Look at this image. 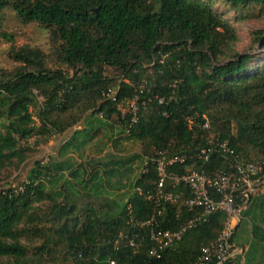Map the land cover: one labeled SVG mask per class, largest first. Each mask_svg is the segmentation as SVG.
<instances>
[{"label": "trees", "instance_id": "1", "mask_svg": "<svg viewBox=\"0 0 264 264\" xmlns=\"http://www.w3.org/2000/svg\"><path fill=\"white\" fill-rule=\"evenodd\" d=\"M220 1L230 12L260 7L264 13V0ZM5 9L21 24L47 32V53L38 47H12V34L2 31ZM262 34L256 31L255 40ZM235 38L210 0H0V39L10 44L6 57L17 65L0 70V169L24 162L31 150L20 143L33 138L31 144L37 146L42 137L63 134L87 113L104 120L115 117L121 132L149 151L126 199L106 211L78 201L75 193L79 187L96 196L113 168L101 174L90 171L87 179L74 170L71 176L78 178L64 180L62 194L53 191V185L64 166L35 161L17 188L0 190V264H52L61 250L71 264H192L221 230L222 213L186 231L158 259L147 254L148 230L135 231L128 220L143 221L153 212V204L135 191L154 188L153 158L185 155L184 163L167 167L175 174L227 170L218 154L211 153L207 162L197 156L198 149L218 138L227 141L241 161H264V65L254 67L250 55L232 54L231 60L219 61ZM141 85L138 99L149 101L126 132L129 115L121 108ZM107 91L112 96H104ZM155 97L163 102L158 104ZM38 99L35 126L29 109ZM203 117L207 129L202 128ZM71 140L75 138L62 144L59 154ZM125 163L103 167L121 168ZM164 190L176 193L168 184ZM188 196L185 192L174 204L162 202L159 228L174 230L192 216L182 205ZM259 229L250 223L252 240L262 243ZM119 234L133 238L135 246L129 247Z\"/></svg>", "mask_w": 264, "mask_h": 264}, {"label": "rangeland", "instance_id": "2", "mask_svg": "<svg viewBox=\"0 0 264 264\" xmlns=\"http://www.w3.org/2000/svg\"><path fill=\"white\" fill-rule=\"evenodd\" d=\"M210 1L211 9L230 24L234 29L236 37L229 48L230 52L228 55L220 57L219 61L226 62L231 60L232 54L250 55L254 59V67L264 65V13L260 7H249L234 13L228 11L220 0ZM3 13L5 19L2 23V31L12 34L13 48L26 45L38 47L44 53L48 52V36L44 29L32 24H21L9 9L3 10ZM239 15L242 20H238ZM259 30H262L263 34L258 40H255L257 37L255 32ZM9 46V43L0 39V70L10 71L17 66L6 57V51ZM37 106H40V101L35 107L29 109L35 126L39 124L36 117ZM126 108V105L121 108L123 115L127 112ZM121 131L122 128L118 125L115 117L104 120L96 114L90 115L87 113L79 123L72 126L71 129L66 130L63 134L52 133L48 134L46 138L42 137V142L37 146H32L33 138H30L26 143H20V146H27L31 150L30 152H26L24 162L17 168L5 167L0 169V190L17 188L25 180L28 170L33 166L35 161H39L40 165L56 162L64 166L63 171L60 172L61 178H57L56 183L53 185V191H59L62 194L61 184L63 181H72L73 178L74 180L78 178V174L75 177L71 176L74 170L83 172L82 177L87 179L90 171L97 170L101 174L103 169L113 168L114 172L107 178L108 180L103 178L102 189L96 196L86 195L85 193L89 191L86 190L84 192L79 187L75 193V195L80 196L78 200L80 202L86 204L90 202L93 206L102 209V211L113 210L114 203L124 201L131 192L130 185L141 172L142 166L146 162L145 156L149 152L145 151L146 149L139 142L128 139L125 135L126 133L124 134ZM231 133H235L234 123L231 124ZM72 137L75 138V141L71 140V144L66 149V152L62 155L59 154L61 145ZM128 158L132 160L128 162ZM125 160L127 163L121 168H118L116 165L103 167L105 163ZM44 184L46 190H49L50 186L46 183ZM87 187L89 188V186ZM261 195L264 196V192ZM261 201L263 202L261 203ZM251 204V209L247 212V216L251 219V214H253L259 218V222L262 224L259 234H262L264 233V197L259 198V204H256L254 201ZM244 227H247L245 237L238 238L240 231ZM234 239L237 244H240V247L243 246L240 248V253L237 256L238 259L244 258L246 264H264V242L258 243L256 240H252L249 225L244 220L236 229ZM38 244L40 245V242ZM247 248L249 250L245 254ZM58 249L60 250V247ZM55 256L57 261L52 264H71L69 255L66 254L65 250H61ZM44 264L49 263L45 262Z\"/></svg>", "mask_w": 264, "mask_h": 264}, {"label": "built area", "instance_id": "3", "mask_svg": "<svg viewBox=\"0 0 264 264\" xmlns=\"http://www.w3.org/2000/svg\"><path fill=\"white\" fill-rule=\"evenodd\" d=\"M142 88V85L139 86L138 93L126 103V114L129 115L126 132L135 123L139 109L144 108L149 101L148 98L146 101L138 99ZM104 96H112V93L107 91ZM155 99L158 104L163 102V98ZM202 128H208V121L204 117ZM208 144L197 150L198 158L207 162L211 153L218 154L227 162V170L206 173L188 169L184 173L175 174L167 172V167L184 163L185 155H174L169 158L161 156L150 160L157 173L154 188L145 192L135 189L146 201L153 204V212L145 220L138 221L132 217L128 220L135 231L142 228L148 230L150 246L147 254L150 257L160 258L164 250L176 246L186 231L205 223L217 212L224 215L222 228L213 241L201 247L198 257L192 264H226L239 255V249L234 247L230 240L241 221L242 212L247 209L251 199L264 192V162L241 161L228 146L227 141L218 138H211ZM165 184L175 189L176 193L165 191ZM185 192L189 196L184 198L182 205L192 213V216L174 230L159 228L156 218L162 213L160 209L162 202L174 204L183 198ZM118 238L124 241L127 239L123 234H119ZM127 245L135 246L133 238L127 239ZM75 255L77 258L80 257V254Z\"/></svg>", "mask_w": 264, "mask_h": 264}, {"label": "crops", "instance_id": "4", "mask_svg": "<svg viewBox=\"0 0 264 264\" xmlns=\"http://www.w3.org/2000/svg\"><path fill=\"white\" fill-rule=\"evenodd\" d=\"M260 197H264L263 195H261V196H257L256 198H252V200L251 201H254L256 204L258 203L259 204V198ZM261 202H263V201H261ZM243 213V212H242ZM242 215V214H241ZM252 216H251V219H249L248 218V216H246V217H243L242 216V220L240 221V223L244 220V222H247L248 223V225H249V228H250V223H252V224H254V225H257L258 227L260 226H262V224L259 222L260 220H259V218H257V216H254L253 214H251ZM240 223H239V225H240ZM239 225H238V227H239ZM237 227V228H238ZM236 228V229H237ZM247 228V227H246ZM246 228L244 227L243 228V230H241L240 231V234L238 235V238H244L245 237V231H246ZM235 234H236V230H235ZM235 235L232 237V245L234 246V247H236L237 249H239V251H240V248L241 247H243V246H239L240 244H237L236 242H235ZM226 264H245V260H244V258H239L238 259V257L237 256H235V257H233L230 261H228Z\"/></svg>", "mask_w": 264, "mask_h": 264}]
</instances>
